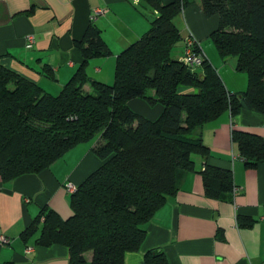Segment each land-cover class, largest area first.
Masks as SVG:
<instances>
[{"label": "trees", "instance_id": "1", "mask_svg": "<svg viewBox=\"0 0 264 264\" xmlns=\"http://www.w3.org/2000/svg\"><path fill=\"white\" fill-rule=\"evenodd\" d=\"M139 1L156 16L116 56L111 84L87 76L89 60L111 55L93 23L75 42L81 64L56 95L0 63L2 181L37 174L76 145L96 140L101 164L70 192L71 215L44 207L20 234L25 243L64 246L69 264H124L127 253L140 250L153 214L199 160L205 195L231 193V170L208 164L202 130L225 112L264 114V0H198L205 16L218 17L209 36L219 56L235 58V70L246 74L241 92L227 90L204 55L196 68L172 55L182 39L174 20L190 0ZM135 98L160 105L158 117L134 112L128 101ZM230 138L246 166L264 162V138L236 128ZM144 264L171 263L161 250H149Z\"/></svg>", "mask_w": 264, "mask_h": 264}, {"label": "crops", "instance_id": "2", "mask_svg": "<svg viewBox=\"0 0 264 264\" xmlns=\"http://www.w3.org/2000/svg\"><path fill=\"white\" fill-rule=\"evenodd\" d=\"M134 1L0 0V63L56 95L81 64L75 42L93 23L111 55L89 60L87 76L111 84L116 56L150 26L146 8L139 6V0ZM97 8L106 12L91 20ZM174 22L183 39L191 35L199 41L203 55L214 67L218 69L229 60L235 68L236 59L223 60L210 39L218 17L205 16L198 0H190ZM29 35L33 43L28 48ZM179 49L175 57L183 54L184 42ZM220 72L227 90H245L246 74ZM83 89L89 92L90 83ZM128 106L149 119L157 118L162 110L160 105L138 98L128 101ZM233 128L264 138V114L243 110L231 117L225 112L202 130V141L209 149L208 164L231 170L237 191L222 198L205 195L198 172L202 164L197 161L196 170L184 174L178 191L153 214L140 250L127 253L124 264H144L149 250H161L171 264H264V162L245 165L231 142ZM95 142L76 145L37 174L9 182L0 177V236L6 238L0 242V264H69L64 246L44 247L33 239L25 243L20 234L44 207L62 218L71 215L66 184L78 186L101 164L93 152ZM240 218L252 219L253 223L241 226Z\"/></svg>", "mask_w": 264, "mask_h": 264}, {"label": "built area", "instance_id": "3", "mask_svg": "<svg viewBox=\"0 0 264 264\" xmlns=\"http://www.w3.org/2000/svg\"><path fill=\"white\" fill-rule=\"evenodd\" d=\"M106 12V9L97 8L94 10L93 14L91 15V20H94L98 15L104 14ZM26 41V47H31L33 43V37L29 35ZM199 44V41L195 39L193 36L189 35L188 37L184 38V49L183 54L181 56V61L190 68H196L200 66L202 62V51L197 50V46ZM66 189L68 192H72L75 189V185L71 183L66 184ZM234 191H237V189H234ZM6 238L3 236H0V242H5Z\"/></svg>", "mask_w": 264, "mask_h": 264}, {"label": "rangeland", "instance_id": "4", "mask_svg": "<svg viewBox=\"0 0 264 264\" xmlns=\"http://www.w3.org/2000/svg\"><path fill=\"white\" fill-rule=\"evenodd\" d=\"M132 2L133 3H135L136 1H134V0H132ZM134 5V4H133ZM139 6L141 7V8H143V9H145L146 8V5L143 3V2H140V4H139ZM146 11L147 12H145L146 13V15H147V17H149V19H150V23L153 21V19L155 18V13H150V9H147L146 8ZM150 27V26H149ZM184 42V40H183V38L181 39V40H179V42L175 45V47L173 48V50H172V55L173 56H175L176 55V53L180 50L179 49V47H180V45L182 44ZM229 60H227L225 63H223L222 65H221V67L220 68H216V67H214L216 70H217V72L219 73V75L222 77V74H221V72H220V70L222 69L223 71H226V72H230V71H232V72H234V73H236V70H235V68H233V66L231 67L230 66V64H229V62H228ZM210 62V61H209ZM211 63V62H210ZM245 74V73H244ZM246 76V75H245ZM114 79V78H113ZM246 84V83H245ZM247 85V84H246ZM246 89V88H245ZM89 256H90V254H88Z\"/></svg>", "mask_w": 264, "mask_h": 264}, {"label": "water", "instance_id": "5", "mask_svg": "<svg viewBox=\"0 0 264 264\" xmlns=\"http://www.w3.org/2000/svg\"><path fill=\"white\" fill-rule=\"evenodd\" d=\"M153 75H154V70L150 71L149 77H153Z\"/></svg>", "mask_w": 264, "mask_h": 264}]
</instances>
